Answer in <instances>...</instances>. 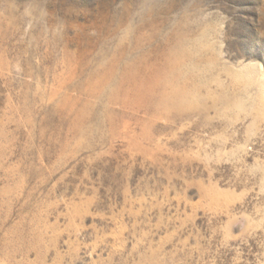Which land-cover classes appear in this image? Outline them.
<instances>
[{
    "label": "rangeland",
    "instance_id": "374dc122",
    "mask_svg": "<svg viewBox=\"0 0 264 264\" xmlns=\"http://www.w3.org/2000/svg\"><path fill=\"white\" fill-rule=\"evenodd\" d=\"M0 264H264V0H0Z\"/></svg>",
    "mask_w": 264,
    "mask_h": 264
}]
</instances>
